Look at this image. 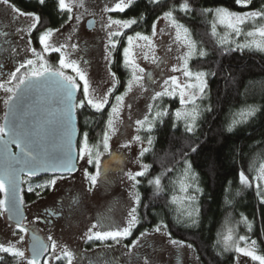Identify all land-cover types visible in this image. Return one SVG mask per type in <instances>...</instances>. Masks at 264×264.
I'll return each mask as SVG.
<instances>
[{
  "label": "snow or ice",
  "instance_id": "snow-or-ice-1",
  "mask_svg": "<svg viewBox=\"0 0 264 264\" xmlns=\"http://www.w3.org/2000/svg\"><path fill=\"white\" fill-rule=\"evenodd\" d=\"M253 2L234 0L238 10L225 6L200 8V16L211 17L210 27L204 33L208 37L206 42L197 39L180 20V14L191 16L197 11L192 0H146L153 12L159 10L149 32L133 29L134 25L145 22V12L130 18L113 15L126 13L137 0H104L102 7L99 3L95 5L98 12L92 11L86 0H53L55 12L62 22L58 28L43 26V30L38 28L42 25L39 14L21 11L11 0H0L10 22L19 25L14 31L24 42L23 48L13 46L6 39L10 33L0 30V38H5L4 43L8 44L13 58L20 57L14 70L7 73V78L0 79L5 109L0 122V145L4 154V163L0 167V193L5 194L4 198H0V216L15 221L12 239L0 242V264H5L6 257L11 259V264H74L77 253L68 244L58 241L51 233L43 240L24 223L21 208L25 200L20 195V186L27 183V192H34L40 197L43 191L54 189L58 181L67 179L65 174L74 173L77 170L75 162L79 160L95 169L92 172L87 167L83 169V178L88 182L87 191L91 192L101 182L102 176L108 179L106 173L110 170V163L123 164L127 159L125 153L113 150L114 138L122 141L119 145L121 149L130 150L133 145L139 147L135 159L131 161L137 167L118 169L121 183L127 184L128 201L124 205L127 213L120 224H113L110 217L95 218L81 239L85 242L111 239L118 244L132 236L133 230L147 219L139 212L140 207L149 206L143 203L140 194V186L145 181L151 188L152 200H163L161 213L167 209L168 213L174 214L176 223L187 227L199 224L200 209L196 202L197 194L203 189L189 159V152H180L178 159L176 154H171L172 158L168 159L170 154L167 152L164 156L157 155L154 151L157 138L153 133L167 117L172 120L173 128L183 124L185 133L195 134L202 114L212 111L210 105L206 108L202 106L208 97L209 77L223 74L226 89L237 83L236 76L228 69L205 67L209 55L206 43L224 52H264V4L250 7ZM38 3L45 6L46 0H38ZM86 15H98L99 31L104 33V59L111 86L103 95H98L92 86L87 71L90 61L84 55L88 43L79 35L81 21ZM20 17H25L27 22L20 21ZM161 21L165 27H159ZM96 24V20L87 21L89 29ZM220 28L224 30L223 34L218 31ZM34 31L38 32L39 48L33 46ZM58 35L63 39H57ZM165 36L168 37L167 43L163 39ZM158 49H166L165 55H158ZM173 50L176 55L170 57ZM52 53L58 54L55 64L48 59V54ZM113 53H119L122 67L128 73L124 91L120 94H116L120 81L110 67ZM170 59H174L175 63H170ZM141 60L157 69L165 66L168 73L157 79L141 66ZM261 84L264 86V82ZM251 86L252 82L246 85V89ZM77 92L81 93L80 97H77ZM165 97L178 99L179 107L170 110L164 106ZM139 99L144 100V107L133 114V103ZM89 110L100 115L103 125L95 142H90L89 132L84 131L74 143L77 133L75 114ZM125 110L128 111L127 121L123 117ZM258 111L260 109L255 105H245L231 112L225 130L232 132ZM133 125L135 134L127 132ZM12 144L17 151L10 150L9 145ZM196 151V147L191 148V152ZM148 153L153 154L152 163L145 162ZM104 156L109 158L108 163L102 161ZM155 163H159V171L154 170ZM40 172L49 176L33 185L32 177L38 178ZM22 176L28 177V180H22ZM236 179L243 188L255 187L259 202L264 204V152L247 169L240 167L236 171ZM232 183L228 181V186L224 188L225 205L232 203ZM236 194L239 195V192ZM45 211L48 216L63 215L51 208ZM157 215L160 216L157 223L140 231L130 244L124 246L128 253L153 234L167 237V242L174 247L192 248L191 244L172 238L165 216ZM230 216L225 218L217 233L216 245L223 251H234L257 264H264V254L258 251L257 241L247 235H238ZM38 220L39 216L34 218V221ZM106 220L109 221L107 224ZM240 222L251 231V222L243 214ZM144 264H152L147 256Z\"/></svg>",
  "mask_w": 264,
  "mask_h": 264
},
{
  "label": "trees",
  "instance_id": "trees-1",
  "mask_svg": "<svg viewBox=\"0 0 264 264\" xmlns=\"http://www.w3.org/2000/svg\"><path fill=\"white\" fill-rule=\"evenodd\" d=\"M11 2L21 11L39 14L42 17V25H38L40 30H43V26L58 28L62 22L55 12L53 0H46L45 6L37 3L36 0H11ZM261 4H264V0H254L250 7H259ZM192 5L197 11L191 16L180 14V20L193 31L197 39H203L206 42L208 37L204 33L210 27L211 17L200 16L198 10L216 6L238 10L234 0H192ZM141 12H145V22H141L139 26L134 25L133 29L149 32L151 23L159 14V10L153 12L152 6L147 5L146 0H137V3L126 13L113 15L130 18L139 17ZM128 31L131 32V30ZM218 31L223 34L224 30L220 28ZM206 47L209 55L206 58L205 67L213 70L220 67L228 69L236 76L237 83L226 89L223 74L209 77L208 97L202 102V106L206 108L210 105L212 111H205L202 114L195 134L185 133L183 124L173 128L172 120L167 117L153 133L157 138L154 149L157 155L164 156L167 152L170 154L168 159L172 158L171 154H176L178 159L180 152H189V159L199 175V184L203 189L197 194L196 202L200 209L199 224L187 227L176 223L174 214L168 213L167 209L161 213L163 200H152L151 188L145 181L140 186V194L143 203L149 206L139 209L141 216L147 217L140 225L143 231L158 222L160 218L158 213L164 215L172 238L191 244V249L200 264H232L234 256L225 254L215 243L217 233L229 214L233 222L240 221L241 214L247 217L252 225L250 236L257 241L259 252L264 254V204L259 202L255 187L243 188L236 179V171L240 167L247 169L249 164L264 152V86L261 84L264 82V54L249 50L224 52L222 49L213 47L211 43H206ZM111 70L120 81L116 91V94H120L124 91L123 85L128 78V73L122 67L119 53H113ZM250 82L252 86L246 89V85ZM163 104L170 110L179 107L178 99L168 97L164 98ZM245 105H255L260 111L247 123L237 125L232 132L226 131V120L229 114ZM78 116L80 134L84 131L93 132L92 142H95L97 133L103 125V119L90 110L78 112ZM106 116L107 111L104 113V118ZM192 147H196L197 151L191 152ZM145 162H153L152 153L146 154ZM153 168L159 171V163L153 164ZM230 180L233 181L232 203L225 205L224 188L228 186ZM237 192L239 195L236 194Z\"/></svg>",
  "mask_w": 264,
  "mask_h": 264
},
{
  "label": "rangeland",
  "instance_id": "rangeland-1",
  "mask_svg": "<svg viewBox=\"0 0 264 264\" xmlns=\"http://www.w3.org/2000/svg\"><path fill=\"white\" fill-rule=\"evenodd\" d=\"M104 0H86V4L88 7L95 12H98V9L95 7L97 3L100 6H103ZM0 16L7 22L10 17L5 14V6L0 5ZM20 21L27 22L25 17H20ZM96 20L97 24L94 26L93 30L88 31L85 28V24L88 20ZM99 16L98 15H86L80 24V32L79 35L83 41H87L88 47L85 52V59L90 61V67H87V71L92 82V86L96 88L98 95H103V93L107 90L108 87L111 86V78L108 74V65L104 59V33L99 31ZM8 29L14 32L13 34V44L19 45L20 48L24 47V42H22L19 37L16 35L14 29L19 26L18 24L14 25ZM159 27H165L164 22L159 23ZM63 31V30H62ZM57 39H63L62 36H57ZM165 43H167L168 37H163ZM166 49H158V55H165ZM264 54V52H260ZM24 54V53H22ZM50 56V63L55 64L58 54L52 53L48 54ZM176 55L175 50L169 54L170 57H174ZM55 59V61H54ZM141 66L146 69L147 72H151L157 79L161 76H164L168 73V68L165 66H161L160 69H157L154 65L149 64L143 60L140 61ZM170 63H175L174 59H170ZM15 64L10 63L5 65V71L8 73L14 70ZM111 67V65H110ZM70 71V70H69ZM112 71V70H111ZM7 75H5V78ZM3 92H0V122H2L3 114H4V105L2 103ZM81 95V94H80ZM144 100L139 99L133 103V114L136 113L137 110L143 109ZM81 112V111H79ZM123 117L125 121H127L128 111L125 110L123 113ZM130 123V122H129ZM89 132V131H87ZM127 132L131 134H135L134 125L131 128L127 129ZM90 134V142L93 140V132H89ZM81 138L80 137L78 139ZM94 142V141H93ZM122 141H117L115 138L112 141V147L114 151H120L125 153L127 159L123 164H117L115 162L110 163V170L106 173L108 177L107 180L104 179V176L101 177V182L92 189L91 192L87 191L88 182L83 178V169L87 167L90 172L95 171L93 166L87 165L84 161L78 160L79 171L75 176H69L67 179L58 181L57 185L54 189L45 190L42 192L41 196L37 198L34 204L28 205L26 208V222H29L32 218L35 211L42 210V208H49L54 204L56 206V202L59 200L62 201H71L74 207H81L79 210H72V213L67 216L66 219H62L57 221L50 228L45 229V236L47 237L49 233H51L54 238L58 241L66 243L73 250L76 248L77 236L79 235V231L77 230V224L80 220L79 211L83 207L86 206H94L96 210L102 209L104 206L108 204H112L113 199L119 204L118 210L115 212V224H120L121 220L127 213V208L124 207L125 203L128 201V191L127 184L121 183L119 168H124L127 170L128 168L135 169L137 166L134 163H131L132 160L135 159V155L139 150L137 145H133V147L128 149H121L119 147ZM103 162L108 163L109 158L104 156L101 158ZM46 179V178H45ZM27 181L26 179H24ZM36 183V182H35ZM33 182V185L35 184ZM24 190L27 192L28 184H23ZM97 212V211H96ZM231 220V219H230ZM231 223L235 225V231L238 235H247L251 239L250 232L248 226L245 223L240 221ZM11 230L8 227L7 222L4 220V216H0V242H7L11 238ZM147 245L151 246L147 252L141 256L140 260L144 264V258L147 256L152 264H187L189 261L190 264H197L195 260L191 261V258H194V252L191 253L192 249L177 248L170 245L167 242V237L160 234H153L151 238H149ZM221 248V247H220ZM258 248V245H257ZM223 251V249L221 248ZM190 251V254H189ZM259 251V249H258ZM225 254H229L234 256L232 264H257V262L251 261L250 258L240 256L236 254L234 251H223ZM192 254V255H191ZM138 258V259H139Z\"/></svg>",
  "mask_w": 264,
  "mask_h": 264
},
{
  "label": "flooded vegetation",
  "instance_id": "flooded-vegetation-1",
  "mask_svg": "<svg viewBox=\"0 0 264 264\" xmlns=\"http://www.w3.org/2000/svg\"><path fill=\"white\" fill-rule=\"evenodd\" d=\"M38 3V0H36ZM10 22V20L8 19ZM6 26V27H5ZM12 27L11 22L7 23L1 16H0V30H4L10 33V35L6 38L7 41L15 46L12 42L13 40V34L11 30L8 28ZM38 32L33 33V38H34V43L33 46L39 48V43L38 39ZM5 38H0V79H4L5 75H7V71H5V65L10 64L13 62V64L16 65L17 61L20 59L19 56H16L13 58L12 53L8 50V44L4 43ZM21 55H24L21 53ZM48 59L50 62V56L48 55ZM55 61V59H54ZM79 112V111H78ZM78 112L76 113L77 121H78V130H79V137H80V127H79V116ZM79 140V139H78ZM47 177H42L37 180H32V182H39L44 180ZM27 180V179H26ZM21 196L24 197L25 204H24V210H25V219L24 223L30 227V229H34L36 233L41 237V239L46 240L45 236V229L50 228L53 226V224L57 221H60L62 219H66L69 214L72 213V210H79L81 207H74L73 203L71 201H62L59 200L49 208L55 209L58 212H62L63 215L60 217H54V216H48L45 209L48 208H42V210L35 211L32 213L33 218L29 221L26 222V208L28 205L34 204L37 200V196L35 193H29L24 190L23 184H22V189H21ZM0 198H3L0 195ZM119 204L113 199L112 204L104 206L100 210H96L94 206H86L79 211L80 214V220L78 221L77 224V230L80 232L79 235L77 236V242H76V248L75 252L77 253L76 261H74V264H143L142 261L140 260L141 256L144 254V252H147L151 246L147 245L146 243L148 242L149 236L146 240V242L142 241L139 246L134 248L131 253H128L127 248L124 246L127 244H130L133 239L136 238V236L139 235L142 226L138 225L136 229L133 230V235L128 237L127 239H123L120 241V243H116L115 241L109 239L106 241H90V242H85V240L81 239V236L83 235L84 232L87 231V228L91 226V223L94 222L95 218L99 217H110V221L115 224V212L118 210ZM97 211V212H96ZM39 216L40 220L34 221V218ZM126 216V214H125ZM4 220L7 222L8 227L13 230L15 227V224L12 222L8 221L6 219V216H4ZM32 222V223H30ZM109 221L106 220V224ZM11 236V235H10ZM12 239V236L11 238ZM111 246V247H109ZM187 248V247H186ZM193 250L191 251V253ZM127 253V254H126ZM190 254V251H189ZM192 255V254H191ZM140 257V258H139ZM194 258H191L192 260H195L197 264H200L196 255L194 254ZM139 258V259H138ZM5 264H11V259L9 257H6V262ZM177 264V263H174ZM187 264H190L188 261Z\"/></svg>",
  "mask_w": 264,
  "mask_h": 264
},
{
  "label": "water",
  "instance_id": "water-1",
  "mask_svg": "<svg viewBox=\"0 0 264 264\" xmlns=\"http://www.w3.org/2000/svg\"><path fill=\"white\" fill-rule=\"evenodd\" d=\"M90 20H92V19H90ZM85 28H86L88 31H91V30H93L94 27H93L92 29H89L88 26H87V22H86V24H85ZM79 94H80V92H77V97H79ZM75 124H76V128H77V133H76V136H75V138H74V143H75V141H78V138H79L78 121H77L76 114H75ZM2 148H3V146L0 145V167H2V166H3V163H4V154H3ZM9 148H10V150L13 151V152L17 151L16 146H15L14 144L9 145ZM75 165H76V169H77V170H76L74 173L70 174V175H69V174H65L67 177H69V176H75V175L78 173V171H79L78 160L75 162ZM48 176H49L48 173L40 172V173L38 174V178H37V177H32V180H37V179H40V178H42V177H48ZM21 179H22V180H24V179H27V180H28V177H26V176H22ZM20 187H21V189H22V184H21ZM0 195L4 198V195H5V194L0 193ZM20 195H21V191H20ZM21 211L23 212V215H24V217H25L24 206H22ZM10 222H12L13 224H15V221H14V220H13V221H10Z\"/></svg>",
  "mask_w": 264,
  "mask_h": 264
}]
</instances>
